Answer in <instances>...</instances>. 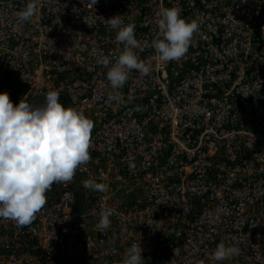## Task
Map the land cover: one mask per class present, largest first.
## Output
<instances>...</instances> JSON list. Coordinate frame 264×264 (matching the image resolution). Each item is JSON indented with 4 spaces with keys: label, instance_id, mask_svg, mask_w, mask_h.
<instances>
[{
    "label": "built area",
    "instance_id": "obj_1",
    "mask_svg": "<svg viewBox=\"0 0 264 264\" xmlns=\"http://www.w3.org/2000/svg\"><path fill=\"white\" fill-rule=\"evenodd\" d=\"M27 2L0 0V92L16 105L58 91L94 122L91 160L53 185L32 224L0 219V264H120L133 243L144 264H264V0H40L21 22ZM161 6L200 20L179 60L151 47ZM115 15L135 23L152 65L130 73L119 102L98 63L123 49ZM222 241L240 253L215 261Z\"/></svg>",
    "mask_w": 264,
    "mask_h": 264
},
{
    "label": "clouds",
    "instance_id": "obj_2",
    "mask_svg": "<svg viewBox=\"0 0 264 264\" xmlns=\"http://www.w3.org/2000/svg\"><path fill=\"white\" fill-rule=\"evenodd\" d=\"M92 5L97 0H91ZM40 0H28L17 13L21 22L38 15ZM158 33L151 47L161 62L179 60L185 56L194 34L199 31V18L182 16L178 6H161L156 12ZM106 22L116 31L115 41L123 45L118 56L104 55L99 60L107 68L106 77L112 91L109 101L123 99L119 90L133 70L148 75L152 65L140 60L137 50H143L137 39L136 25L125 23L122 15ZM94 122L76 107H65L59 92L49 90L42 104H34L24 97L14 105L8 92H0V219L15 221L24 227L33 223L36 214L47 202L46 194L56 183L73 179L77 169L91 160V134ZM85 188L105 192L107 184L89 178ZM113 215L111 209L99 213L98 227L107 229ZM141 244L133 243L126 249L120 264H144ZM237 242H220L214 253L215 261L238 255Z\"/></svg>",
    "mask_w": 264,
    "mask_h": 264
}]
</instances>
